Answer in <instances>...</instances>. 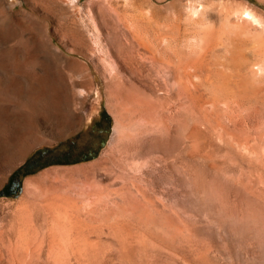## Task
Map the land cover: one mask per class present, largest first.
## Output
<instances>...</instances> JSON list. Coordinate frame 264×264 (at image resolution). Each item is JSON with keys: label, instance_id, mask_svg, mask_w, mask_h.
Segmentation results:
<instances>
[{"label": "rangeland", "instance_id": "obj_1", "mask_svg": "<svg viewBox=\"0 0 264 264\" xmlns=\"http://www.w3.org/2000/svg\"><path fill=\"white\" fill-rule=\"evenodd\" d=\"M0 264H264V0H0Z\"/></svg>", "mask_w": 264, "mask_h": 264}, {"label": "flooded vegetation", "instance_id": "obj_2", "mask_svg": "<svg viewBox=\"0 0 264 264\" xmlns=\"http://www.w3.org/2000/svg\"><path fill=\"white\" fill-rule=\"evenodd\" d=\"M104 132H105V124H99L96 127H92L89 130V135H90V138H94L95 136L100 137ZM71 142L72 143H71L69 150L74 149L75 141L72 139ZM99 142L102 143L101 140ZM95 149H96V147L93 145V143L84 144L82 150H80L78 154L81 155V157H83V156L92 154V151ZM12 179H14V178L12 177ZM10 180L7 184V187L10 190H14L18 186L15 184H11Z\"/></svg>", "mask_w": 264, "mask_h": 264}, {"label": "water", "instance_id": "obj_3", "mask_svg": "<svg viewBox=\"0 0 264 264\" xmlns=\"http://www.w3.org/2000/svg\"><path fill=\"white\" fill-rule=\"evenodd\" d=\"M11 184H15V185H19V180L17 179H14V180H11Z\"/></svg>", "mask_w": 264, "mask_h": 264}, {"label": "bare ground", "instance_id": "obj_4", "mask_svg": "<svg viewBox=\"0 0 264 264\" xmlns=\"http://www.w3.org/2000/svg\"><path fill=\"white\" fill-rule=\"evenodd\" d=\"M246 8H247V7H246ZM241 11L245 12L246 14H249V12H248L247 10H244V9H243V10H241ZM234 43H235V45L237 44L236 41H235ZM221 56H222V55H221ZM224 57H225V56H224ZM232 59H233V58H232ZM232 61H233V60H232ZM259 66H260V65H259ZM258 68H259V67H258Z\"/></svg>", "mask_w": 264, "mask_h": 264}]
</instances>
